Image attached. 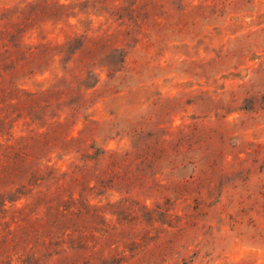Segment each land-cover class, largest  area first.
Listing matches in <instances>:
<instances>
[{
    "label": "rangeland",
    "instance_id": "obj_1",
    "mask_svg": "<svg viewBox=\"0 0 264 264\" xmlns=\"http://www.w3.org/2000/svg\"><path fill=\"white\" fill-rule=\"evenodd\" d=\"M0 264H264V0H0Z\"/></svg>",
    "mask_w": 264,
    "mask_h": 264
}]
</instances>
